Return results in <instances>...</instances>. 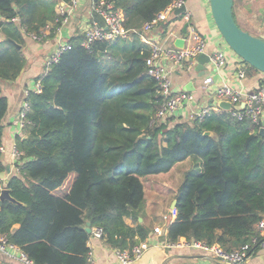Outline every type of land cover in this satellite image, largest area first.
I'll return each instance as SVG.
<instances>
[{"label":"trees","instance_id":"1","mask_svg":"<svg viewBox=\"0 0 264 264\" xmlns=\"http://www.w3.org/2000/svg\"><path fill=\"white\" fill-rule=\"evenodd\" d=\"M59 1L71 0H0V147L8 110L2 82L22 74L28 58L18 45L55 21ZM106 1L122 11L127 29L140 31L177 0ZM249 2L234 0V17L252 33L238 19L252 12ZM83 39L81 33L69 38L72 49L40 77L41 90L26 98V124L16 136L24 162L5 185L17 203L2 202L0 234L36 264H89L88 221L112 248L131 249L150 234L146 225L126 222L137 221L143 209V179L191 158L198 168L185 173L177 188L178 214L168 241L185 237L226 250L251 243L264 217L260 131L223 108L172 125L167 118L156 121L164 97L149 74L152 47L137 32L89 47Z\"/></svg>","mask_w":264,"mask_h":264},{"label":"crops","instance_id":"2","mask_svg":"<svg viewBox=\"0 0 264 264\" xmlns=\"http://www.w3.org/2000/svg\"><path fill=\"white\" fill-rule=\"evenodd\" d=\"M185 6L187 9L183 15L178 16L180 14H175L176 16H171L167 20V27L165 29L162 27V30L152 33L150 35L151 39L161 43L166 35L172 33L171 39L167 44L168 47L181 48L176 46V41L183 39L184 46L182 48H184L191 43L188 40L189 28L190 26H194L207 38L208 54L217 50H223L227 62L220 70H216L210 62L205 64L206 69L204 71H199L198 66L200 64L198 57L193 60L191 58L185 59L181 64H174L166 57L162 58L161 64L167 69L174 90L189 91L195 96L194 101L185 103L176 112L167 117L170 125L178 121L193 120L194 114L201 108L216 107L218 104L221 106V102L216 99L214 93L216 88L224 82H227L234 88L245 91L254 90L264 83V74L260 71H254L248 66L247 76L243 80L239 78L237 66L243 64V62L221 36L213 20L209 0H186ZM249 7L252 10L249 15L246 13L240 15H244L245 18L249 19L252 26L254 24L255 29L259 31L256 34L264 38V0H250ZM92 17L91 0H80L75 15L70 19L69 24L63 28V36L65 39L69 41L70 37L78 33H83ZM251 32L254 33V31ZM22 50L28 58L26 68L16 81L2 82L3 94L8 99V110L3 119V151H0V162L5 167V171L0 174V178L5 181V184L0 186V192L2 188L6 187L5 185L8 183L7 180H9L11 174L18 171L13 157V152L16 147V136L23 135L19 127L18 114L30 91H35L37 81L46 73L48 69L47 61L57 50V40L54 37H49L43 41H36L30 36H25V45L22 46ZM42 69H44V72H42ZM210 80H213V82L211 90L207 93L205 86ZM189 161L192 162L193 160L188 158L176 164L169 172L151 175L143 179L145 190L143 209L137 221L132 217H127L126 222L131 226H136L138 223H141L150 229V234L145 240V243H148L149 246L145 249L143 255L132 264H225L209 252L189 245L191 241L185 237H181L173 246L162 245L163 243L166 244V242H169L167 234L170 227V225L167 226L165 224L162 216L172 207L177 189L171 195L167 194L165 187L159 186L160 183L152 184L147 189L145 179L147 181L156 180L161 183L163 182L164 186L169 183L180 184L183 172L178 171L175 174L174 172L177 167ZM23 162L21 161L19 164ZM74 177L72 175L69 178L65 186L66 190L69 189ZM148 190L151 192L149 198L147 196ZM157 227H163V235L155 233L154 230ZM155 243L159 245L154 246ZM88 245L90 250L93 251V257L96 263L120 264L115 255L114 248L109 246L103 239L91 236ZM3 259V256L0 254V261L9 264ZM245 264H264V248L256 251L248 258Z\"/></svg>","mask_w":264,"mask_h":264},{"label":"built area","instance_id":"3","mask_svg":"<svg viewBox=\"0 0 264 264\" xmlns=\"http://www.w3.org/2000/svg\"><path fill=\"white\" fill-rule=\"evenodd\" d=\"M80 0H71L70 2L59 1L56 6V19L49 22L39 35L30 34L29 36L36 41H43L49 38L55 25V39L57 40V50L53 53L48 61L47 68L54 62L59 60L62 52L72 49V45L63 36V28L67 26L70 19L75 15L79 6ZM186 0H177L169 5L165 10L161 11L152 21L146 23L140 31L129 30L125 27V16L122 11L116 9L114 5L106 0H91L92 19L88 22L85 31L82 45L89 47L95 41H113L118 38H128L132 32H137L141 35L144 43L152 47V54L149 59V74L154 76L158 82L159 93L163 95L164 100L156 112V121L165 120L168 116L176 112L185 103H190L195 100L193 93L189 91H175L172 80L167 69L162 66L161 60L166 57L174 64H181L185 59L197 58L202 53H208L207 38L201 34L194 26H190L188 40L190 44L184 48L168 47V42L171 39L172 33H169L164 38L163 42H155L150 35L154 32L162 30V24L167 22L171 16L175 14V10L185 6ZM18 20L17 18L15 19ZM4 40L0 34V43ZM210 54V62L216 70H220L226 65L227 58L223 50H217ZM237 66L238 76L243 80L247 76V64ZM213 80L206 83L205 90L207 93L211 90ZM42 88L41 80L36 83L35 91H40ZM219 102H230L231 107L226 109L231 116L238 120L249 119L254 129L260 131L264 129V83L254 90L245 91L239 88L230 86L227 82L219 85L214 93ZM29 104L25 101L18 114L19 127L23 130L26 121V110ZM222 109L219 104L216 107L210 106L201 108L196 111L193 119L203 118L212 110L219 111ZM0 151H3L2 146ZM22 152L15 147L13 157L16 168L19 170L18 164L21 162ZM177 208L171 207L167 213L163 214L162 218L165 224L171 225L176 217ZM258 236L254 237L251 243L242 245L233 250H226L218 244L209 245L200 241H191L189 245L200 248L212 254L215 258L225 264H245L248 258L252 256V252L264 248V217L257 223ZM155 233L163 235V227L155 228ZM91 236L103 239V231L100 228H93ZM104 240V239H103ZM146 240V239H145ZM145 240L134 246L131 249H114L115 255L120 264H132L138 260L148 248L149 244ZM178 242V241H177ZM163 246H173L176 243L166 242ZM159 244H154L158 246ZM257 246V249H253ZM254 250V251H253ZM255 251V252H256ZM0 254L7 257L15 264H36L28 255L17 245L12 244L6 234H0ZM89 264H98L94 260L93 251L88 254ZM0 264H5L0 261Z\"/></svg>","mask_w":264,"mask_h":264},{"label":"water","instance_id":"4","mask_svg":"<svg viewBox=\"0 0 264 264\" xmlns=\"http://www.w3.org/2000/svg\"><path fill=\"white\" fill-rule=\"evenodd\" d=\"M213 20L223 37L226 44L231 50L250 66L264 74V38L256 36L239 26L234 17V0H209ZM186 6L175 10V14H181L186 11ZM11 40V39H9ZM176 46L183 47L184 40L178 39ZM21 49L22 46L18 45ZM191 60H193L191 58ZM198 70L204 71L205 64L210 63V54L202 53L198 56ZM221 107L229 109L230 102H221ZM260 134L264 136V129L260 130ZM205 135H212V132L207 131ZM9 169V168H7ZM9 181V180H7ZM4 200H10L17 203V200L12 197L9 188L4 187L0 192V206ZM178 200L173 201L172 207L176 208ZM86 231L91 234L92 226L88 221L85 227Z\"/></svg>","mask_w":264,"mask_h":264},{"label":"rangeland","instance_id":"5","mask_svg":"<svg viewBox=\"0 0 264 264\" xmlns=\"http://www.w3.org/2000/svg\"><path fill=\"white\" fill-rule=\"evenodd\" d=\"M238 19H239L240 24L244 28H246L248 30H251V31H254V33H258L259 32V31H257V29H255L254 24L252 26L251 22H249V19L245 18L244 15L238 14ZM161 27H163V26H161ZM42 72H44V69H42ZM197 168H198V166L196 165V163H193V161L192 162L191 161L185 162V163H183L182 165H180L179 167L176 168L174 174L176 172H178V171L179 172H183V175L181 177V181H182L183 178H184L185 173H187L190 170L197 169ZM155 183H157V184L160 183L159 186L165 187L166 192H167L168 195H171V193L175 189H177V187L179 185V184L169 183V184H166V186H164L163 182L161 183V182L156 181V180L147 181V179H145V186L147 187V189H149L152 186V184L154 185ZM147 196H148V198L151 196L150 190H148ZM171 198H172V196H171ZM3 258H4L3 260L8 262L9 264H15V263H12L9 259H7V257L3 256Z\"/></svg>","mask_w":264,"mask_h":264}]
</instances>
